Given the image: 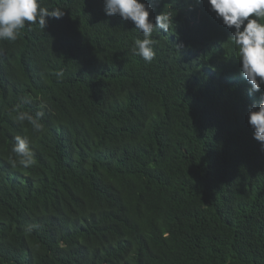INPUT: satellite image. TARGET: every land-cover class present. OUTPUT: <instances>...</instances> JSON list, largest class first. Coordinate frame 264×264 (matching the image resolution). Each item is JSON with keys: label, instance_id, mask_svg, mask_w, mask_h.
I'll return each instance as SVG.
<instances>
[{"label": "trees", "instance_id": "1", "mask_svg": "<svg viewBox=\"0 0 264 264\" xmlns=\"http://www.w3.org/2000/svg\"><path fill=\"white\" fill-rule=\"evenodd\" d=\"M141 2L173 21L150 63L103 0H40L63 17L0 41V264H264V85L208 0Z\"/></svg>", "mask_w": 264, "mask_h": 264}, {"label": "clouds", "instance_id": "2", "mask_svg": "<svg viewBox=\"0 0 264 264\" xmlns=\"http://www.w3.org/2000/svg\"><path fill=\"white\" fill-rule=\"evenodd\" d=\"M104 11L108 16L119 15L122 20H130L134 28L143 34L132 45V53L151 62L155 57L153 49V31L169 32L173 28L172 15L161 12L155 17V23L149 19V9L141 0H103ZM210 8L222 19L225 26L233 28L232 42L238 49L241 74L250 84L249 94L259 92L264 85V0H208ZM63 9L49 10L40 0H0V41H16L21 30L27 25L38 24L43 30L47 18L60 19ZM177 47H180L179 45ZM62 76V72H57ZM38 111L36 117L27 113L18 116L20 121L27 120L36 131L41 130ZM248 123L253 129V138L260 143L264 151V93H261L259 105L249 110ZM12 147L16 162L25 168L35 164L34 152L26 137L17 136Z\"/></svg>", "mask_w": 264, "mask_h": 264}]
</instances>
